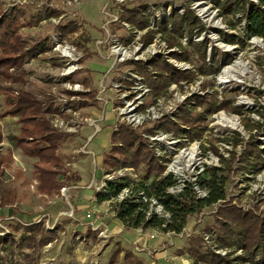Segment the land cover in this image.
Returning a JSON list of instances; mask_svg holds the SVG:
<instances>
[{
    "label": "rangeland",
    "instance_id": "1",
    "mask_svg": "<svg viewBox=\"0 0 264 264\" xmlns=\"http://www.w3.org/2000/svg\"><path fill=\"white\" fill-rule=\"evenodd\" d=\"M247 1V9L250 10V2L256 0ZM16 6L24 11V28L21 34L28 42V46L44 44L49 50L29 61L23 69L21 82L9 84L0 78V135L2 139L0 155L4 161L0 168V236H12L19 239L21 234L15 233L10 228L16 225L29 226L26 229L39 227L46 234H54L52 243L36 253L29 252L33 253L37 260L36 264H110L111 257L119 245L128 249L129 246L125 242L138 244L139 237L132 239L130 233L122 235L118 239L119 242L110 239L108 242L102 241L96 233L84 226L86 214L84 217L81 213L77 215L72 207L73 203L75 207L78 202L85 203L86 193L97 195V188L104 180L106 171L104 159L112 146L111 137L117 125V117L113 108L120 104L119 97L130 96L132 82L136 80L133 74L143 77L149 87L146 77L137 68L136 63L147 64L151 60L162 58L178 70L191 71L195 75L193 82L182 81L178 85L175 84L169 88L165 96L160 97L161 104L157 108L160 113L170 118L175 119L181 107L194 95L206 96L213 92L217 93V105L229 101L233 107L241 108L242 115L233 114L227 110H219L212 115H207L204 126L208 129L204 132L200 143L203 152H210L216 158L223 155L228 159L231 169L229 183L226 187L228 191L244 193L250 184L256 181L255 176L254 179L250 177L251 173L249 174L248 169L252 168L253 163L258 162V156H261L259 151H264V39H247L246 23L244 19L239 21L240 15L233 20L236 28H231L228 25L231 17H223L214 0H0V18ZM142 7H149L147 14L151 16L150 27L144 31L127 21L128 11ZM105 8H107L106 12H104ZM49 10L60 12L59 17L47 19L46 15ZM188 13L198 20L199 28L192 37L185 35L181 43L190 50L188 45L190 38L196 43L207 42L208 65L214 66L216 59L220 65V71L216 75L203 76L199 72L201 63L197 60L196 54L192 55L190 62L177 60L173 54L179 49H170L166 41L167 35L158 31L159 23L166 22L176 14L186 16ZM39 18L41 21L36 23ZM71 22L77 25L76 33L65 34L61 28L67 27ZM107 23L109 25L106 27ZM200 27L204 30L198 35ZM148 30L156 32L150 45L144 43ZM233 34L239 37L237 42L234 44L225 42L224 39H228ZM54 39L75 49L79 61L75 63L78 65V70L74 74L62 76L67 66L58 58V52L54 51L56 48ZM97 42L105 43L100 46L101 52L98 50ZM117 45H122L131 51H134L135 47H141L139 53L144 52L140 59L143 61L135 62L129 59L125 63H120L115 67L114 72L109 74L114 63L113 59L109 58V52ZM147 49L150 50L149 53L145 52ZM227 68L231 78L224 79L228 83H222L221 77ZM14 71L11 70V72ZM113 79L114 87L122 85L121 93L116 88H112V92L108 91L104 95L105 99L111 100L109 104L98 102L101 85ZM210 82L213 86L205 89V83ZM68 84L73 89L72 91ZM75 85H79L80 90L75 91ZM89 87L93 92L86 91ZM5 89H13L18 93L21 91L31 93L43 101L45 107L53 103L58 109L56 115H62L67 122L75 119L72 116L74 112L79 115L77 121L83 124L87 118L99 120L101 130L97 131L96 128L85 123L78 128V133L69 134L60 147L58 178L62 181L63 188L76 184L79 177L82 178V185L85 186L77 192L67 191L66 195L69 200L62 195L63 188L53 197H44L38 193L40 182L35 174L37 160L26 157L12 141V137L19 135L20 132L18 120L4 117L6 113ZM87 94L89 96H85ZM190 94L192 95L189 96ZM60 95L71 98L69 99L70 113L60 111L63 104L59 100ZM186 96L189 97L183 102ZM155 102L156 98L151 93L145 98L144 107L149 109ZM189 104L190 107L195 106L193 101ZM203 112L204 108H199L194 115ZM233 118L239 123L236 128L230 125L229 120ZM162 121L163 119L155 122L151 116V119L137 131L144 133L152 129L154 132H173L176 135L174 131L159 129L158 126ZM246 123L255 127L260 126V128L250 130L246 128ZM121 126L130 127L126 124ZM182 127L187 129L185 126ZM85 144L91 154L77 152ZM186 146L188 145H182L180 148ZM247 151L254 154L253 159H248L249 156L245 154ZM237 154L243 155L239 163L236 162L239 157ZM208 163L211 167H214L216 163L214 160L211 161L210 155ZM219 163L222 165L221 162ZM262 163L264 164V160ZM191 171L190 169L189 172ZM130 173L132 175L128 174L126 177L134 183L143 181V169ZM90 184H96L98 187L87 188ZM237 202L248 207L249 202L246 198H238ZM249 206H258L257 210L263 212L260 214L262 216H256L264 219V203L258 205L250 203ZM104 207L108 208L107 205ZM212 211V209L204 211L205 217L201 224H196L193 217L190 218L188 226L196 233L188 243L183 239L174 240L176 249L179 250L175 252V256L180 260L183 257L181 261L176 260L180 264H201L186 256L194 238L198 237L203 240L204 250H211L204 242V233L217 229L218 212L212 214ZM80 223L83 225L78 227ZM39 236L40 234L37 235V239H40ZM223 250L226 251V249ZM227 251L226 264H264V255H260L256 262H244L238 260L239 256H244L241 250ZM2 255L6 256L4 253ZM135 257L142 264L152 263L150 258L145 260L140 256ZM155 259L163 260L164 263L170 259V256L168 252H164V257L157 258L156 256ZM16 260L21 262L23 256H16ZM119 262L125 264L123 256ZM170 264H176V262Z\"/></svg>",
    "mask_w": 264,
    "mask_h": 264
},
{
    "label": "trees",
    "instance_id": "2",
    "mask_svg": "<svg viewBox=\"0 0 264 264\" xmlns=\"http://www.w3.org/2000/svg\"><path fill=\"white\" fill-rule=\"evenodd\" d=\"M219 7L223 17H231L228 25L236 28L233 20L239 15L246 23V38L264 39V0L250 2L251 9H247V0H214ZM149 7H142L128 11L127 21L141 31L150 27L151 16L148 13ZM60 12L49 10L47 19L59 17ZM24 11L16 6L2 15L0 18V78L9 84L19 83L23 77V69L30 60L38 58L41 54L48 52L44 44L28 46V42L21 34L24 28ZM39 20L36 22H40ZM171 28L169 29V27ZM198 20L188 13L186 16L176 14L164 23L158 24V31L167 35L166 41L170 49L178 48L173 56L180 61L190 62L193 54L197 55V60L201 63L199 72L203 76L216 75L220 71L219 62H214V66L208 65V44L207 42L196 43L191 38L189 48L184 47L181 39L185 35L192 37L198 27ZM65 34L76 33L77 25L69 23L67 27H62ZM200 27L198 35L203 32ZM154 30H148L144 37L146 45L152 44L155 35ZM224 39V38H223ZM239 37L235 34L224 39L229 44L237 42ZM142 74L146 77L152 95L155 98L165 96L172 85H178L182 81L191 83L195 80V75L191 71H181L169 64L162 58H156L149 63H136ZM11 69H15L11 72ZM153 72V74H152ZM21 78V79H20ZM88 84V83H87ZM213 86L212 83H205L204 88ZM6 113L4 117L17 118L20 124V133L12 137V141L22 153L28 157L36 159L35 174L40 184L38 192L42 195L53 197L60 193L63 188L62 181L58 180L59 150L66 135L59 133L51 124V116L58 113L55 105L50 104L45 107V103L36 96L28 92L14 93L11 89H5ZM85 96H89L88 94ZM194 102L195 106L190 107L189 102ZM217 93L206 96L194 95L180 109L174 120L170 117L164 118L158 128L166 131H174L178 137L184 135V128L190 132L187 137L191 140L202 138L207 126H204L207 115H212L219 110H227L233 114L242 115V109L233 107L229 101H224L217 105ZM199 108H204L203 113L194 112ZM260 128V126H256ZM255 126L246 123V128L255 129ZM145 133L153 134V130ZM0 135V143H1ZM111 148L105 156V174L116 172L120 169L144 170L143 181L134 183L129 177L121 178L114 182H109L106 192H98L97 202L102 203L117 197L124 189L131 188L133 199H128L121 204L114 206L115 216L128 229L175 231L177 233L187 227L190 218L194 214L210 208L218 201L226 197V187L229 183L230 164L223 160V167L209 168L200 178V185L207 188L209 198L197 200L191 186H187L185 191L178 196L168 193V189L175 184L172 175L165 176L166 167L161 163L162 159L156 155L151 142L139 133L127 126H121L119 132H114L111 137ZM120 144V145H119ZM258 162L254 163L253 170L259 172L264 160V151H259ZM248 159L254 157L250 151L245 153ZM0 155V168L3 164ZM3 173V172H2ZM154 178L153 180H151ZM151 181V182H150ZM150 182V183H149ZM139 193H144L147 199L155 198L172 215L171 223L163 228L165 221L155 214L147 217L150 203H144ZM217 242L221 249H236L242 251L244 256H239L238 260L244 262H256L260 255H264V219L257 217L252 212L244 211L240 208L227 204L221 207L217 215ZM24 225L10 226L17 234H21L19 239L12 236H0V264H36L33 253L49 245L54 241V234L44 233L39 227L26 229ZM40 234V239L37 235ZM238 245V246H237ZM204 243L201 238H194L187 251L189 257L196 263L201 264H226L225 257L216 253L204 250ZM33 253H29V252ZM122 249L119 247L111 257L110 264H120ZM4 253L6 256L2 255ZM16 256H23L21 262L16 260ZM125 264H142V262L130 253L124 255Z\"/></svg>",
    "mask_w": 264,
    "mask_h": 264
},
{
    "label": "built area",
    "instance_id": "3",
    "mask_svg": "<svg viewBox=\"0 0 264 264\" xmlns=\"http://www.w3.org/2000/svg\"><path fill=\"white\" fill-rule=\"evenodd\" d=\"M106 10L107 8H105L104 12H106ZM108 25L109 23H107L106 27ZM54 44L56 45L54 51L58 52V58H60L62 62L66 63L67 66V68L63 70L64 72H62V76H70L74 74L78 70V65H75V63L79 61L78 57H76L77 53L75 49L66 43L60 42V40L58 39H54ZM104 44L105 43L97 42L99 52H101L100 46H103ZM140 50L141 47H135V50L131 51L129 48L123 47L122 45L114 46L109 52V58L113 59L114 61L109 74L114 72L116 66H118L120 63L127 62L129 59H132L135 62L143 61L140 59L144 52L139 53ZM145 52L149 53L150 50L147 49ZM133 77L136 80L132 82L133 87L130 88V96L125 95L122 98L119 97L118 101L120 99V104H118L116 108H113V112L116 114L117 117V125L115 126L113 133L119 132L120 126L125 124L134 128L135 130L141 129L143 124L151 119V116L155 120V122H159L164 118L170 117L159 112L157 107H159L161 104L160 98H156V102L151 105V108L148 109L144 107V100L152 93V91L146 84V81L143 77L134 74ZM113 82L114 79L109 82L107 81V83L105 82L101 85L102 89L98 92V98L96 97L98 102H103L105 105L109 104L111 100L105 99L104 95L108 91L112 92V88H116L118 92L121 93L122 85L114 87ZM69 86L70 84H68V87ZM69 89L71 91L73 90L71 86L69 87ZM74 90H80V86L75 85ZM86 91L88 92L89 89H87ZM191 95L192 94H190L189 96ZM189 96H186L183 99V102H185ZM69 99L71 98H68L65 95H60L59 100L63 102L60 108V111L62 113L71 112ZM223 114L226 115L225 113ZM72 116L75 119H71L67 122L62 117V115L55 114L52 119L53 127L62 133L76 134L79 132L78 128H80L85 123H88L89 125L96 128L97 131L101 130L99 126V120L87 118L84 120L83 124L77 121L79 116L77 112H74V115ZM171 119L174 120V118L172 117ZM189 132L190 130L187 128L184 131V137H178L173 132L169 133L163 131H153V134H148L144 132L143 136L151 142L152 148L155 149L156 155L162 159L161 163L166 167L165 176L172 175L175 179V184L168 189V193L173 196H178L185 191L187 186H191L197 200H206L209 198V191L200 185L199 181L201 176L209 168L223 167V160L225 159L228 161V159L224 158L223 155L219 158H216L210 152H203L200 143V140L202 138L199 140L191 141L187 137V134ZM182 145L188 146L180 148V146ZM77 152L82 154H91L87 150V144L83 145ZM209 155L211 161L214 160L216 162L214 163V167H211L208 163ZM241 156L243 155H239L238 159L236 160L237 163L241 162ZM251 159L252 158H250L249 160ZM219 162H221L222 165H220ZM190 169L192 170L191 172H189ZM130 172L135 171L133 169H120L116 172L105 174L104 180L99 187L96 184H90L87 188L98 187V192H106L107 185L109 182L117 181L121 178L126 177L128 174L132 175V173ZM248 172L249 174L251 173L250 177L252 179H254L255 176L256 181H253V183L250 184L246 192L243 193L242 191H240L239 193H237L233 190L228 191L226 189V197L224 199L218 201L210 208H205L203 211L194 214L193 219L195 223L201 224L203 222V219L205 217V210L212 209V214H217L219 209L227 204H231L232 206H235L237 208L244 209L247 212L252 211L257 216H262L260 214L263 211L257 210L258 206L256 207L249 205L250 203L253 205L264 203V164L259 172H255V170H253V166L252 168L248 169ZM78 188H81V186L63 188L62 195L65 196L67 200H69V197L66 195V192ZM138 197H141L144 203H150L147 217L150 218V216L155 214L160 219H163L165 221V223L163 224V228H166L168 224L171 223L172 215L165 210V208L158 202V200H156L155 198L147 199L144 193H139ZM133 198L135 197L132 196L131 188H126L117 197H113L110 200L104 202V204L107 205L108 208H98L96 206H92L86 214V223L84 224V226H87L89 229H91L92 232L96 233L99 239L104 242H108L109 239H111V229L106 221L109 220L113 215H115L114 206ZM238 198H246L249 202L248 207H246L245 205L238 204ZM95 201V203H97V199ZM188 225L180 233H177L175 231L153 230L149 234H141L140 238L147 241L157 239L162 240L161 246H163L164 251H166L168 247L170 248L175 246V239H183L187 240V243L189 242V240L193 237L196 232L193 231L192 228H190ZM217 239V234L214 230L204 233L205 244L208 245L211 250H213V253L225 257L228 251H225L219 247ZM134 252L137 255L145 254L148 258L152 259L151 264H160L158 260L155 259V252L148 249L146 246H140V244H137L134 246ZM169 256L170 259L167 260L168 262L176 260L175 258L171 257V255ZM186 256L189 255L186 254Z\"/></svg>",
    "mask_w": 264,
    "mask_h": 264
},
{
    "label": "crops",
    "instance_id": "4",
    "mask_svg": "<svg viewBox=\"0 0 264 264\" xmlns=\"http://www.w3.org/2000/svg\"><path fill=\"white\" fill-rule=\"evenodd\" d=\"M29 63V62H28ZM28 63H26V65L28 64ZM25 65V66H26ZM12 71H14V69H11ZM88 87V86H87ZM87 89H89L90 90V87L89 88H87ZM14 93H18V92H15V90H13V89H11ZM90 93L91 92H93V91H89ZM53 104V103H52ZM57 108V107H56ZM55 115V114H54ZM54 115H52L50 118H51V124H52V119H53V117H54ZM8 117H10V116H8ZM7 118V117H6ZM11 118H14V117H11ZM15 119H17V118H15ZM58 131V130H57ZM59 133H62V132H60V131H58ZM20 133V132H19ZM64 134H67L66 136H69V134L68 133H64ZM1 144V143H0ZM59 151H61V150H59ZM105 174V173H104ZM58 180H59V178H58ZM72 186H81V188L82 187H84L83 185H82V178L81 177H79V180L77 181V183L76 184H74V185H71L70 187H72ZM81 188H78V189H72L71 190V192L72 191H74V192H77V191H79V190H81ZM38 191V190H37ZM39 193V192H38ZM40 194V193H39ZM41 196H44V197H50V196H47V195H42V194H40ZM85 199H86V201H85V203H80V202H78L77 204H76V207L74 206V203H73V211L75 212V213H77V215H79L80 213H81V215H83V217L85 216V214H87V212L89 211V209L92 207V206H96V207H101V208H104V203L103 204H100V203H95L96 201V194H85V197H84ZM75 220H77V221H79L80 219H75ZM107 222V224L109 225V227H110V229H111V239L110 240H112V241H115V242H119L118 241V239L122 236V235H124V234H128V233H130L131 234V236H132V239H135V238H137V237H139V240L137 241L138 242V244H141V245H144V246H146L148 249H150V250H152L153 252H155V256H157V258L158 257H164V252H168V254L169 255H171V257H173V258H175L176 260H180V258H178V257H176L175 256V252L176 251H179L178 250V248L176 249V246L175 247H168V249L166 250V251H164V248H163V246H161V243H162V240H159V239H157V240H152V241H147V240H144V239H142V238H140V236H141V234H143V233H147V234H149V233H151L153 230H142V229H128V228H126L125 226H124V224L120 221V220H118L117 218H116V216L115 215H113L109 220H107L106 221ZM83 224H81L80 223V225L78 226V227H80V226H82ZM125 244L126 245H128L129 246V248L127 249V248H125L124 246H122V245H119V247L122 249V254H121V257L123 256V259H124V255H125V253L126 252H130V253H132L134 256H140V258H142V259H145L146 260V258L147 259H149L145 254H140V255H137L135 252H134V246L135 245H137L136 243L135 244H131L130 242H125ZM176 245V244H175ZM185 246V245H184ZM130 250V251H129ZM181 250H183V248H181ZM141 255H143V256H141ZM183 259V257L181 258V260ZM176 260H174V261H171V262H168L167 260H166V262H162L163 260H158V262L160 263V264H170V263H172V262H176V264H180L179 263V261H176ZM180 260V261H181Z\"/></svg>",
    "mask_w": 264,
    "mask_h": 264
},
{
    "label": "bare ground",
    "instance_id": "5",
    "mask_svg": "<svg viewBox=\"0 0 264 264\" xmlns=\"http://www.w3.org/2000/svg\"><path fill=\"white\" fill-rule=\"evenodd\" d=\"M231 78V75H230V72H229V69L227 68V70L224 72L223 76L221 77V81L222 83H228V79ZM224 79H227L226 81H224ZM224 119V118H223ZM226 120V119H225ZM230 121V125L233 126V127H238L239 126V123H238V120H236L235 118L229 120Z\"/></svg>",
    "mask_w": 264,
    "mask_h": 264
}]
</instances>
